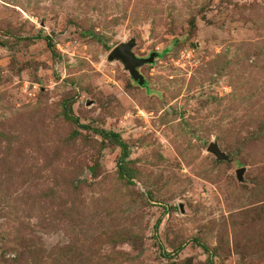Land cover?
Listing matches in <instances>:
<instances>
[{"label": "rangeland", "instance_id": "rangeland-1", "mask_svg": "<svg viewBox=\"0 0 264 264\" xmlns=\"http://www.w3.org/2000/svg\"><path fill=\"white\" fill-rule=\"evenodd\" d=\"M210 259L264 264V0H0V264Z\"/></svg>", "mask_w": 264, "mask_h": 264}, {"label": "water", "instance_id": "water-1", "mask_svg": "<svg viewBox=\"0 0 264 264\" xmlns=\"http://www.w3.org/2000/svg\"><path fill=\"white\" fill-rule=\"evenodd\" d=\"M135 47V41L130 40L127 43H121L116 46L109 54V60L120 61L125 69L129 72L131 78L138 82L139 85L145 84L144 76L139 72V68L153 63L156 58L157 53H152L149 57H138L133 53V48ZM208 151L215 153L220 159H225L226 155L221 152L216 144H209ZM243 169L238 172L239 179H242Z\"/></svg>", "mask_w": 264, "mask_h": 264}, {"label": "trees", "instance_id": "trees-1", "mask_svg": "<svg viewBox=\"0 0 264 264\" xmlns=\"http://www.w3.org/2000/svg\"><path fill=\"white\" fill-rule=\"evenodd\" d=\"M98 133L104 138L115 139L118 142L119 146L122 148V154H121L120 161H119V174L122 178H127L128 175H127L125 164H126V160L129 158L128 146L120 139L119 134L109 133V132H106L105 130H100ZM156 227L158 228V224L156 225ZM196 241L199 243V240H196ZM201 246L211 256L212 253H211L210 248L203 244H201ZM208 264H214L213 260L210 259Z\"/></svg>", "mask_w": 264, "mask_h": 264}]
</instances>
